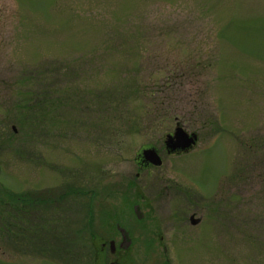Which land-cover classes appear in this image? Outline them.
Masks as SVG:
<instances>
[{
  "label": "rangeland",
  "instance_id": "rangeland-1",
  "mask_svg": "<svg viewBox=\"0 0 264 264\" xmlns=\"http://www.w3.org/2000/svg\"><path fill=\"white\" fill-rule=\"evenodd\" d=\"M114 260L264 264V0H0V264Z\"/></svg>",
  "mask_w": 264,
  "mask_h": 264
},
{
  "label": "water",
  "instance_id": "water-1",
  "mask_svg": "<svg viewBox=\"0 0 264 264\" xmlns=\"http://www.w3.org/2000/svg\"><path fill=\"white\" fill-rule=\"evenodd\" d=\"M14 130V129H13ZM167 141L165 146L167 147L168 151H175V150H185L189 146L195 144V140L182 131L180 128H177L167 137ZM142 155L144 159L149 161L154 166H160L162 164L161 158L158 156L157 152L154 149H145L142 151Z\"/></svg>",
  "mask_w": 264,
  "mask_h": 264
},
{
  "label": "flooded vegetation",
  "instance_id": "flooded-vegetation-1",
  "mask_svg": "<svg viewBox=\"0 0 264 264\" xmlns=\"http://www.w3.org/2000/svg\"><path fill=\"white\" fill-rule=\"evenodd\" d=\"M176 151H178V150H175V151H171V152H169L168 150L166 151L167 153H175ZM179 153V152H178ZM158 154V153H157ZM172 154V155H173ZM158 156H159V154H158ZM141 158H143V160L145 161V163H147L148 165H149V161H147L146 159H144V157H143V155L142 156H140ZM160 157V156H159ZM146 168H141V169H143V170H145V169H147V168H149L150 166H145ZM137 175H139V174H137ZM183 197H185L186 198V195H183ZM43 200L44 199H42L41 200V202H43ZM172 202V201H171ZM177 204H175V206H176ZM174 206V207H175ZM132 213L136 216V218H138L139 219V204H134L133 206H132ZM191 216H193V215H191ZM189 217L188 218V220H189V222L190 223H193V221L195 220V217ZM160 221H161V219L160 220H158V222H159V226L161 225V223H160ZM201 222V220L198 222V224H201L200 223ZM197 225V224H196ZM120 230H122V229H120ZM110 244H111V251L112 252H116V247L115 246H120L121 248H124V250H128V248L131 246V239H130V237L128 236V234L126 233V231H123L122 230V232H121V237H120V239L117 241V245L115 244V242L114 241H110ZM164 250H165V247H164ZM109 264H122V263H119V262H117V261H113V262H111V263H109Z\"/></svg>",
  "mask_w": 264,
  "mask_h": 264
},
{
  "label": "trees",
  "instance_id": "trees-1",
  "mask_svg": "<svg viewBox=\"0 0 264 264\" xmlns=\"http://www.w3.org/2000/svg\"><path fill=\"white\" fill-rule=\"evenodd\" d=\"M172 133H173V132H172ZM172 133H171V134H172ZM50 201H51V200H50ZM51 202H52V201H51Z\"/></svg>",
  "mask_w": 264,
  "mask_h": 264
}]
</instances>
